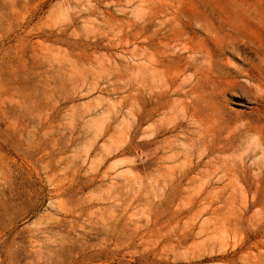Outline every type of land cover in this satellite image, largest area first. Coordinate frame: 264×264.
<instances>
[{"label": "rangeland", "instance_id": "rangeland-1", "mask_svg": "<svg viewBox=\"0 0 264 264\" xmlns=\"http://www.w3.org/2000/svg\"><path fill=\"white\" fill-rule=\"evenodd\" d=\"M0 264H264V0H0Z\"/></svg>", "mask_w": 264, "mask_h": 264}]
</instances>
